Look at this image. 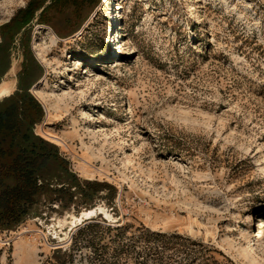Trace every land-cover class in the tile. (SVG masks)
<instances>
[{"label":"rangeland","instance_id":"obj_1","mask_svg":"<svg viewBox=\"0 0 264 264\" xmlns=\"http://www.w3.org/2000/svg\"><path fill=\"white\" fill-rule=\"evenodd\" d=\"M32 1L0 0V102L27 92L35 136L115 198L39 203L0 264H264V0H62L18 24Z\"/></svg>","mask_w":264,"mask_h":264},{"label":"trees","instance_id":"obj_2","mask_svg":"<svg viewBox=\"0 0 264 264\" xmlns=\"http://www.w3.org/2000/svg\"><path fill=\"white\" fill-rule=\"evenodd\" d=\"M60 1L33 0L18 13L15 21L25 24L35 17L41 23L50 24L45 15ZM5 61L0 64V76ZM41 117L40 106L27 92L17 91L0 102V230L17 228L41 202L57 204L61 212L76 213L93 207L99 199L109 206L114 203L115 195L110 191V195L101 197L111 188L109 185L80 182L57 149L35 136L33 127ZM60 253L58 249L54 255Z\"/></svg>","mask_w":264,"mask_h":264},{"label":"water","instance_id":"obj_3","mask_svg":"<svg viewBox=\"0 0 264 264\" xmlns=\"http://www.w3.org/2000/svg\"><path fill=\"white\" fill-rule=\"evenodd\" d=\"M90 210H93V213H89ZM90 210H85L83 212H81L77 217L75 218H79L80 219V222L77 223V224H81L82 222H88V221H91V220H95L93 218H98V216H103V218L106 220V217L105 215L103 214V212L101 210H99V208H91ZM74 218V219H75ZM60 242H63V241H60Z\"/></svg>","mask_w":264,"mask_h":264},{"label":"bare ground","instance_id":"obj_4","mask_svg":"<svg viewBox=\"0 0 264 264\" xmlns=\"http://www.w3.org/2000/svg\"><path fill=\"white\" fill-rule=\"evenodd\" d=\"M104 1V3L106 4V5H108L109 6V0H103ZM194 16H196V13L194 14ZM34 91V90H33ZM37 94V97H38V92L36 91V92H34V94ZM35 94V95H36ZM40 98H38V99H40V101L42 102V104L44 105V108H45V110L48 112V111H50V105H48V104H46V101L44 100V99H42L41 98V95L39 96ZM66 99V98H65ZM63 102H64V100H62ZM52 108V107H51ZM51 111H53V110H51ZM50 114V113H49ZM52 118V117H51ZM46 119H48L47 118V116H46ZM93 213V212H92ZM75 220L77 221V223H79L80 222V219L79 218H75ZM19 254V253H18ZM15 258H17L16 259V263L15 264H28V262H27V259H26V255L25 254H19L18 255V257H15Z\"/></svg>","mask_w":264,"mask_h":264},{"label":"flooded vegetation","instance_id":"obj_5","mask_svg":"<svg viewBox=\"0 0 264 264\" xmlns=\"http://www.w3.org/2000/svg\"><path fill=\"white\" fill-rule=\"evenodd\" d=\"M92 212H93V210H90V211H89V213H92Z\"/></svg>","mask_w":264,"mask_h":264}]
</instances>
